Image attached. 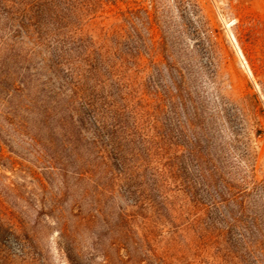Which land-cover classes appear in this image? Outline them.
I'll return each mask as SVG.
<instances>
[{
	"label": "rangeland",
	"instance_id": "obj_1",
	"mask_svg": "<svg viewBox=\"0 0 264 264\" xmlns=\"http://www.w3.org/2000/svg\"><path fill=\"white\" fill-rule=\"evenodd\" d=\"M0 264H264V0H0Z\"/></svg>",
	"mask_w": 264,
	"mask_h": 264
}]
</instances>
